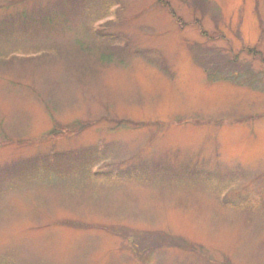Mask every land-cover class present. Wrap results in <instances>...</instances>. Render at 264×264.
Returning a JSON list of instances; mask_svg holds the SVG:
<instances>
[{"label": "rangeland", "instance_id": "1", "mask_svg": "<svg viewBox=\"0 0 264 264\" xmlns=\"http://www.w3.org/2000/svg\"><path fill=\"white\" fill-rule=\"evenodd\" d=\"M0 264H264V0H0Z\"/></svg>", "mask_w": 264, "mask_h": 264}, {"label": "trees", "instance_id": "2", "mask_svg": "<svg viewBox=\"0 0 264 264\" xmlns=\"http://www.w3.org/2000/svg\"><path fill=\"white\" fill-rule=\"evenodd\" d=\"M164 7H166L167 8V6L164 4ZM170 12V11H169ZM173 16H174V18H175V15H174V13H172V12H170ZM202 34H204L203 32H202Z\"/></svg>", "mask_w": 264, "mask_h": 264}]
</instances>
